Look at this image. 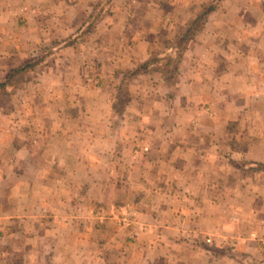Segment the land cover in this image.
<instances>
[{
  "label": "crops",
  "instance_id": "1",
  "mask_svg": "<svg viewBox=\"0 0 264 264\" xmlns=\"http://www.w3.org/2000/svg\"><path fill=\"white\" fill-rule=\"evenodd\" d=\"M73 32L0 124V264H264V0H0V77Z\"/></svg>",
  "mask_w": 264,
  "mask_h": 264
},
{
  "label": "rangeland",
  "instance_id": "2",
  "mask_svg": "<svg viewBox=\"0 0 264 264\" xmlns=\"http://www.w3.org/2000/svg\"><path fill=\"white\" fill-rule=\"evenodd\" d=\"M97 19L98 18H96V20ZM96 20H93V18L88 16L86 17L84 22H82V24L88 22L90 25H93V22ZM79 26H76V28H78ZM79 39L80 38L78 32H73L71 33L70 37L64 39L65 41L62 39L54 42L49 47L41 45V47L30 49L26 59L18 64H10L6 67V72L3 76L0 77V82L5 81L8 77H10L11 82L7 83L3 87H0V111H4L7 116L5 120L0 118V124H16L13 114L18 110L17 107L19 108L22 101L33 98V95L41 87L43 83V80H41V78L43 77L42 73L52 67L56 55H60L59 53L63 51V49H65L63 48V46H66L68 44L74 45L75 41H80ZM26 62L32 63V67L27 68L24 71L16 72L15 74L13 73V75L10 76V73L14 68ZM1 91H4V93H1ZM21 96H24V100L20 99ZM121 99L122 98H120V104L123 102V100L121 101ZM97 213H99L102 219H109V217L111 216L110 211L104 208L97 209ZM234 214L236 215L235 219L240 220V212L235 211Z\"/></svg>",
  "mask_w": 264,
  "mask_h": 264
},
{
  "label": "trees",
  "instance_id": "3",
  "mask_svg": "<svg viewBox=\"0 0 264 264\" xmlns=\"http://www.w3.org/2000/svg\"><path fill=\"white\" fill-rule=\"evenodd\" d=\"M96 18H98V17H93V20H96ZM188 34L189 33H184L182 38L184 39ZM30 67H32V63H29V62L23 63L22 65L14 68L13 71L10 73V76H12L13 73L15 74L16 72L24 71V70H26L27 68H30ZM9 82H11L10 77H8L5 81L0 82V87H3L4 85H6ZM2 92L4 93V91H1V93Z\"/></svg>",
  "mask_w": 264,
  "mask_h": 264
},
{
  "label": "built area",
  "instance_id": "4",
  "mask_svg": "<svg viewBox=\"0 0 264 264\" xmlns=\"http://www.w3.org/2000/svg\"><path fill=\"white\" fill-rule=\"evenodd\" d=\"M262 246H263V251H264V239H263V241H262Z\"/></svg>",
  "mask_w": 264,
  "mask_h": 264
}]
</instances>
